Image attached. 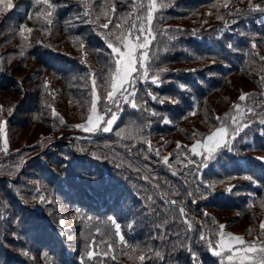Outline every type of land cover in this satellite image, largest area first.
Listing matches in <instances>:
<instances>
[{"label":"trees","instance_id":"trees-1","mask_svg":"<svg viewBox=\"0 0 264 264\" xmlns=\"http://www.w3.org/2000/svg\"><path fill=\"white\" fill-rule=\"evenodd\" d=\"M50 2L0 12V264H220L207 244L218 249L219 225L225 240H264V10L157 0L146 67L160 82L136 83L138 107L124 104L111 132L88 134L74 122L88 116L94 86L108 104V42L140 28L149 0ZM236 104L250 126L211 158L193 154L194 141L231 132Z\"/></svg>","mask_w":264,"mask_h":264},{"label":"snow or ice","instance_id":"snow-or-ice-1","mask_svg":"<svg viewBox=\"0 0 264 264\" xmlns=\"http://www.w3.org/2000/svg\"><path fill=\"white\" fill-rule=\"evenodd\" d=\"M121 2H127V0H121ZM37 4H44L49 9H52L54 5L50 2V0H36ZM0 12H4L8 9H11L13 7V0H0ZM145 6L142 4H135L133 5L134 10H140L143 9ZM162 8L168 7V5H162ZM147 11L145 16H138L137 19L142 21L141 26L139 29L136 30V32L139 33H147V35H144L142 37L143 43L141 44L139 42V39L137 40V43L134 45L132 43L131 39H127L123 34L116 36L115 42H108V48L111 49L110 58L112 59V63L115 65V73L112 77L111 82V89L107 92V100L111 102L114 105H117L119 108V102L123 100L126 103L131 104V107L137 108L138 104L135 99L136 92H135V85L136 80L143 79L145 82H148L149 80V70L148 67L144 66V62L147 60V53H145L144 56L140 58V68L141 71L137 68V62L134 61L133 55H134V48H141L144 50H147L149 48V45L151 43L152 34L149 31V25L153 21V14L157 11V0H149L148 5L146 6ZM248 9L252 11L256 10H264V5L260 3L254 4L252 0H248ZM242 10L237 9L236 14H239ZM52 12L48 11L44 15V19L47 21L48 24H52ZM104 28H108V24L103 25ZM227 27V25H225ZM30 31V30H29ZM128 31L132 32V29L129 28ZM177 31H180L177 29ZM136 32H132V35L135 36ZM20 35L27 39L25 36V29L21 27L20 29ZM111 34H106V37L110 40ZM120 45V46H117ZM28 47H31V45H28ZM254 47V45H253ZM123 49H126V51H122ZM21 55H23V52H21ZM261 59H264L262 57ZM133 73H136L135 76H133ZM159 73L151 77V83L158 84L160 81L158 79ZM93 85H95V81L93 80ZM45 87H47V84H45ZM132 88V91H129V88ZM183 87V86H181ZM92 99H91V112L92 115H89L87 123L83 125L82 127L86 132H94L99 131L102 127V130L104 132H109L111 130V126L117 119V115L113 113L111 115V118L106 121V126H101L100 121L104 118L98 114H96V106H97V98H96V90L95 86L92 89ZM154 100L156 99V96L152 97ZM247 99L246 95L242 94L239 97L240 101H245ZM162 102V101H161ZM173 102H175L173 100ZM264 107V106H262ZM236 111L238 113L237 118L233 119V125L234 127L231 128V132L223 126L217 128L211 135H209L204 143L197 142L194 144L191 148V152L196 155H200L201 151H205L208 154V157L211 158L212 154L215 153L219 148L222 146H229L231 145L232 141L228 139L229 136H231L233 139L240 134L244 127H249L250 124H245L244 127L241 125V121L239 118V114L241 113V106L240 104L235 105ZM3 109H0V112H2ZM249 113L252 114V116L259 115L258 113H255L252 111V109H248ZM13 112L12 108L8 109V115L10 116ZM53 116H57V113L53 109ZM251 118V117H249ZM259 122L264 123V118H260ZM6 121L3 118L2 115H0V137H3L6 131ZM119 135V133H117ZM4 144H7V138L5 137L3 140ZM6 151V150H5ZM159 154V153H157ZM168 158H164V162L167 163ZM23 163V161H21ZM191 163V162H190ZM171 167V165H169ZM175 174V173H174ZM147 179V177H145ZM247 179V178H246ZM158 187V186H157ZM209 187H214V184H210ZM228 191L231 190V188L226 189ZM39 194V193H38ZM45 197H41V201ZM147 199L151 200V197H147ZM165 203L175 204V201H168L165 200ZM183 210H181V213ZM113 222L115 223L114 218ZM61 223H63L61 221ZM116 227V233H120V225L118 223L115 224ZM191 227V226H189ZM224 225H219V229L221 231L219 232V240L217 241L218 250L213 246L212 241H207L209 250L212 251L213 255L220 258V264H264V240H257L253 242H246L242 237H232L229 236L227 240H225V236L228 234L223 232L222 229L224 228ZM261 233L264 234V224H261L260 226ZM120 242L124 243V237L123 235L119 236ZM163 239V236L161 237ZM201 239H204L202 236ZM148 251H152L151 249H148ZM25 255H28L27 252L24 253ZM47 256V253H45ZM93 253L91 251L88 252V256L91 257ZM161 253L159 251L155 252V256H160ZM144 256H140V260H144ZM193 258L195 259V254H193Z\"/></svg>","mask_w":264,"mask_h":264},{"label":"rangeland","instance_id":"rangeland-1","mask_svg":"<svg viewBox=\"0 0 264 264\" xmlns=\"http://www.w3.org/2000/svg\"><path fill=\"white\" fill-rule=\"evenodd\" d=\"M147 35V34H146ZM127 39H131L132 40V43L135 45L136 43H137V39L136 38H134L133 36H128L127 37ZM141 44L143 43V40L142 41H139ZM122 51H126V49H123L122 48ZM145 53H147V50H144V49H141V48H134V55H133V59H134V61H136L137 62V68H140V63H139V61H140V58L142 57V56H144L145 55ZM145 63H146V61L144 62V66H145ZM139 65V66H138ZM141 69V68H140ZM139 71H141V74H142V69L141 70H139ZM134 74H136V73H133V75ZM141 81H143V82H145L143 79H140ZM129 91H132V88L130 87L129 88ZM96 98H97V106H96V114H98V115H100V116H102L104 119L103 120H101L100 121V125L101 126H106V121L108 120V119H110L111 118V115L113 114V113H115L116 115H117V119H118V117H119V114H120V111H121V109H122V104L123 103H125L123 100H121L120 102H119V108L117 107V105H114V104H112L111 102H110V104H109V106L107 107V109H102L101 108V106H100V97H99V95L97 94V92H96ZM93 113L90 111V114L89 115H92ZM89 117V116H88ZM88 117L87 118H85L84 120H80V121H77V122H75V129L76 130H79V131H85L84 130V128L82 127L83 125H85L86 123H87V120H88ZM116 119V120H117ZM116 122V121H115ZM114 122V123H115ZM113 123V124H114ZM112 127H113V125L111 126V129H112ZM94 132H104L103 130H102V127L100 128V130L99 131H94ZM197 142H199V141H196L194 144H196ZM193 144V145H194Z\"/></svg>","mask_w":264,"mask_h":264},{"label":"clouds","instance_id":"clouds-1","mask_svg":"<svg viewBox=\"0 0 264 264\" xmlns=\"http://www.w3.org/2000/svg\"><path fill=\"white\" fill-rule=\"evenodd\" d=\"M133 107H134V105H133Z\"/></svg>","mask_w":264,"mask_h":264}]
</instances>
